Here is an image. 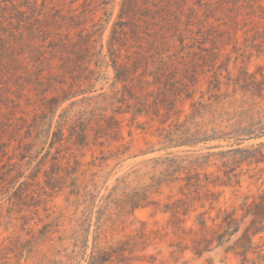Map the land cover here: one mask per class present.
Here are the masks:
<instances>
[{
  "label": "rangeland",
  "instance_id": "obj_1",
  "mask_svg": "<svg viewBox=\"0 0 264 264\" xmlns=\"http://www.w3.org/2000/svg\"><path fill=\"white\" fill-rule=\"evenodd\" d=\"M121 1L0 0V264H91L95 248L92 264H244L246 232L264 226V0H179L180 21L139 18L138 38L119 21L125 60L170 70L135 95L109 61ZM81 34L87 69L71 59ZM166 155L180 178L149 188Z\"/></svg>",
  "mask_w": 264,
  "mask_h": 264
},
{
  "label": "trees",
  "instance_id": "obj_2",
  "mask_svg": "<svg viewBox=\"0 0 264 264\" xmlns=\"http://www.w3.org/2000/svg\"><path fill=\"white\" fill-rule=\"evenodd\" d=\"M106 3V2H104ZM153 3V4H152ZM150 3L149 0H122L120 11L118 14L119 20L114 25V30L112 37L109 40L108 44V54H109V61L112 67L114 68L115 72V82L116 83H123L124 89L127 90L130 93L135 92L133 89H131V85H137L140 87L142 92L149 93L150 86L152 84L160 83L163 77H166L169 70L168 61L165 57L159 56L158 59L155 58L153 54L150 53H139L136 55L132 60H125V58L122 57V48L121 46L124 45L123 43H118V40L126 39L125 37L122 38L121 33L118 32L117 25L119 24V21L126 22L127 26L130 29L131 36L133 38L139 37V23L138 19L144 18V17H150L151 19L156 18H163L165 20V24L168 26L174 25L175 21L181 20V14H180V6L178 7L179 0H153V2ZM174 14L176 20L171 21L169 18V14ZM126 33V32H123ZM90 35H82L79 42L75 43L76 47H79V43L82 42L85 44V53L81 56L82 58L77 59L75 56H72L71 59L75 61V64H79L81 68L87 69V67L90 64V56L92 54V49L94 48V43L90 41V38L88 37ZM91 37V36H90ZM82 61V62H81ZM140 69V71H139ZM132 70H135L137 74L132 75ZM150 77L152 79L150 80ZM80 87V85H79ZM151 92V91H150ZM74 94H65L62 98L53 97L52 98V104L49 106H46V109H53V115L56 113V109L67 99H69ZM140 103L141 96L139 98ZM46 105V104H45ZM140 111V110H137ZM113 117V121H114ZM116 122V120H115ZM62 125V123H59ZM117 125V126H116ZM114 133L119 134V125L116 124ZM50 127V126H49ZM63 131V128L60 126L57 130L51 131V129L46 130V136L51 138L53 137L51 142H55L58 140V137L60 135V132ZM90 128L88 125H82L80 126V129L78 130V144L81 145H87L90 138ZM107 131V129H106ZM72 134V133H71ZM169 141H172L171 139ZM154 165L151 171V178L152 183L148 184L147 186L149 188L163 185V183H169L174 180H177L180 178V171H181V165L177 161L175 156H169L166 155L164 157H160L158 159L154 160ZM158 172V174H157ZM148 187L143 189L142 194L139 196V198L136 200L137 205H145L148 199ZM257 206H260V203H256ZM252 215H254V219L252 224L257 225V220L259 218V214L257 212H252ZM225 227H226V233L231 234L239 229L238 223L233 220L232 218H226L224 219ZM264 230V226L257 228L250 233L249 231L246 232L247 234V244L242 246V252L241 255L244 256V264L247 261V255L252 249L253 245V236L257 233H261ZM96 248L93 251L91 255L92 262L97 258L96 254ZM91 262V264H92ZM254 264V263H253Z\"/></svg>",
  "mask_w": 264,
  "mask_h": 264
}]
</instances>
